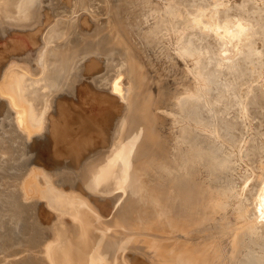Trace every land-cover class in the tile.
Wrapping results in <instances>:
<instances>
[{
    "label": "bare ground",
    "instance_id": "1",
    "mask_svg": "<svg viewBox=\"0 0 264 264\" xmlns=\"http://www.w3.org/2000/svg\"><path fill=\"white\" fill-rule=\"evenodd\" d=\"M0 264H264V0H0Z\"/></svg>",
    "mask_w": 264,
    "mask_h": 264
}]
</instances>
